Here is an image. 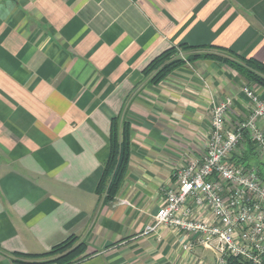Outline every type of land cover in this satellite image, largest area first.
I'll return each mask as SVG.
<instances>
[{
    "label": "crops",
    "instance_id": "crops-1",
    "mask_svg": "<svg viewBox=\"0 0 264 264\" xmlns=\"http://www.w3.org/2000/svg\"><path fill=\"white\" fill-rule=\"evenodd\" d=\"M183 42L264 62V0H0V264L72 234L91 253L79 264L215 263L168 227L143 234L176 169L204 156L213 102L232 98L229 125L251 112L247 81L217 60L148 82L146 65ZM120 113L131 159L106 203L96 187Z\"/></svg>",
    "mask_w": 264,
    "mask_h": 264
},
{
    "label": "built area",
    "instance_id": "built-area-1",
    "mask_svg": "<svg viewBox=\"0 0 264 264\" xmlns=\"http://www.w3.org/2000/svg\"><path fill=\"white\" fill-rule=\"evenodd\" d=\"M245 120L229 125L232 98L213 102L212 129L201 160L176 169L173 183L163 188V204L143 234L168 227L181 247L210 250L214 264L239 257L248 264H264V99L252 87ZM245 134L255 147L256 163H235L246 150Z\"/></svg>",
    "mask_w": 264,
    "mask_h": 264
},
{
    "label": "trees",
    "instance_id": "trees-1",
    "mask_svg": "<svg viewBox=\"0 0 264 264\" xmlns=\"http://www.w3.org/2000/svg\"><path fill=\"white\" fill-rule=\"evenodd\" d=\"M212 59L220 61L252 84L264 87V62L241 55L233 49L216 44L192 45L186 42L171 46L154 57L143 69L144 77L149 83L157 85L174 70L198 60ZM132 125L122 113L112 117L109 134V155L103 163L101 178L96 193L111 203L116 199L124 182L131 159ZM246 150L242 155H234L235 163L252 165L256 160L255 147L245 134ZM0 253H4L0 245ZM15 262L21 264H79L91 256L87 241L72 234L42 253L10 254ZM226 264H248L242 258L229 257Z\"/></svg>",
    "mask_w": 264,
    "mask_h": 264
}]
</instances>
